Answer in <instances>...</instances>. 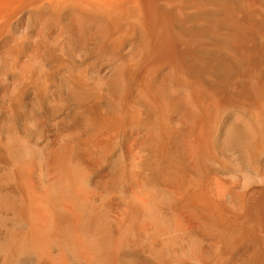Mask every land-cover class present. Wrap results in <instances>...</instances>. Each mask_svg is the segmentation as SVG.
<instances>
[{
    "label": "bare ground",
    "instance_id": "6f19581e",
    "mask_svg": "<svg viewBox=\"0 0 264 264\" xmlns=\"http://www.w3.org/2000/svg\"><path fill=\"white\" fill-rule=\"evenodd\" d=\"M32 13L54 66L16 48L15 86L51 87L58 64L104 163L80 158L82 129L0 137V264H264V0H0V41L32 38ZM128 126L145 150L123 191L106 161Z\"/></svg>",
    "mask_w": 264,
    "mask_h": 264
},
{
    "label": "rangeland",
    "instance_id": "374dc122",
    "mask_svg": "<svg viewBox=\"0 0 264 264\" xmlns=\"http://www.w3.org/2000/svg\"><path fill=\"white\" fill-rule=\"evenodd\" d=\"M29 15L30 16H27V19L25 21L24 30L27 28L26 31L30 32L31 37L33 36L32 38L23 40L22 38H20L21 37L20 34H17L16 32L11 31L9 34H7V36L4 39H2L0 41V62H1L0 63V77H3L4 79H6L9 82H12L14 85V87L12 85L11 87H8V88H3L0 86V137H3L5 133H8L12 126L19 127L18 129L20 131H22L23 133H26L27 135L37 134L39 122H43L45 125L54 126V127L59 125L60 127L64 128L65 130L75 131L78 133H80V129H82L81 130V136H80L81 142H80V147H79V152H78L79 156L84 161V163H86L88 166H90L94 169H99L103 166L102 164L104 163V160H102L100 158V155H98L96 150L90 145V143L87 139L89 132L85 129V127H86L85 124L82 121L77 122V119L75 117V110L66 106V104L64 102L65 98H64V93H63V89H62L63 72L61 71L60 66L58 64H56V66L54 68L57 81L51 87H48L45 90H42L41 88H39L38 84H35L33 82H28V81L22 82L21 84H18L17 86H15L16 80L19 81L18 77H20L19 74L15 71L14 66L12 67V65L14 63V55H15V49L16 48H18V47L22 48L23 47L22 48L23 51L27 54L30 53L28 51L37 52V53H39L41 58H44L43 60L48 67L54 66L50 61H47L46 50H45L47 38H48V35L50 34V30H51V28H50L51 26L48 25L50 23L46 19L44 13H32V15L31 14H29ZM28 17H29V19H28ZM27 21H28V23H27ZM27 24H28V26H27ZM32 25H33V27H32ZM47 26L48 27L50 26L49 29ZM33 33H34V35H33ZM43 34H44V36H43ZM41 35H42V37H41ZM35 38H37V39H35ZM42 39H44V40H42ZM15 40H17V41H15ZM20 41H22V42H20ZM12 78H14V79H12ZM24 83H25V86H23ZM14 88L18 89L17 92H16V89H14ZM13 90H14V92H13ZM35 94H36V96H35ZM7 95H8V97L6 98ZM3 97H4V99H3ZM17 97H19L20 99H18ZM33 98H34V100H33ZM39 100H40V102H39ZM54 101H55V103H54ZM4 102L6 105L4 104ZM36 103H38V104L35 105ZM41 104H43V105H41ZM62 104H64V105H62ZM71 110H72V112H71ZM68 113L70 114L69 116H68ZM70 116H71L72 120H70ZM37 119H39V120H37ZM51 120H52V122H51ZM3 123H4V128H3ZM36 124H37V127H36ZM125 128L123 129V131L120 134L121 138L119 137V140H120L119 142H121V143L118 144V142H117L118 146L116 144L115 148L111 151L112 153L110 152L111 155L109 154L108 160L106 162H110V163L113 162L114 164L116 163L118 165L117 170L115 172V183L113 185L116 186V188H118L120 190L131 191V189L134 186L135 180H134V176H133L134 174L129 173L128 169L130 167V163H131V160L133 157H135V156L141 157L142 153L145 150V143H144V138H143L142 134L137 129H135V127L132 128L131 126H128ZM84 132H86L87 134ZM84 136L86 138H84ZM86 144H88V145H86ZM138 151H139V153H138ZM95 156H96V158H95ZM124 156H125V158H124ZM97 157H99V158L97 159ZM96 159H97V161H96ZM113 159H115V160H113ZM0 161H1L0 162V166H1L0 169L2 168V166L4 164H7L9 162L7 154L1 146H0ZM100 161H101V163H100ZM138 173H139L140 177H143V176L147 177L148 176L149 178H156V179L158 178L157 174H155L149 167L145 170V172L141 171ZM10 189L15 190V188L12 186L10 187ZM119 201H120V203H119ZM112 203L113 204L115 203L114 205L116 207H118L121 204V200L118 197H115V198H113ZM180 211L183 214V216L187 218V219L185 218V220L188 221V223L190 225L193 224L194 226H197V221H196V218L194 216L192 218L191 214L188 215V212L184 208H181ZM2 231H3V229H2V226L0 224V233H2ZM235 256L237 257L238 255L235 254ZM28 264H54V263L50 260L44 259V260L30 261V262H28Z\"/></svg>",
    "mask_w": 264,
    "mask_h": 264
},
{
    "label": "water",
    "instance_id": "95a60500",
    "mask_svg": "<svg viewBox=\"0 0 264 264\" xmlns=\"http://www.w3.org/2000/svg\"><path fill=\"white\" fill-rule=\"evenodd\" d=\"M112 166L117 170V165L116 164L112 163Z\"/></svg>",
    "mask_w": 264,
    "mask_h": 264
}]
</instances>
